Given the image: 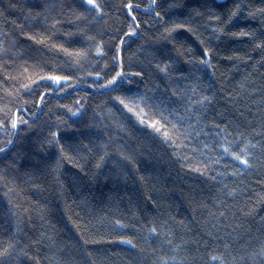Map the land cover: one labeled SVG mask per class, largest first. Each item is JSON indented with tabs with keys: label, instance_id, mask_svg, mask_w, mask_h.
<instances>
[{
	"label": "trees",
	"instance_id": "1",
	"mask_svg": "<svg viewBox=\"0 0 264 264\" xmlns=\"http://www.w3.org/2000/svg\"><path fill=\"white\" fill-rule=\"evenodd\" d=\"M128 2L129 0H98V3L106 5L104 19L78 24L76 17L83 12V9L79 7L80 0H0V11L4 12V15L0 16V30L3 33L0 34V41L3 42V47L8 49L7 55L0 52V73L6 76L8 73L4 71L2 65L11 63L12 67L8 71L15 75L18 81L27 82V76H32L34 79L37 73L43 74L51 69L58 75L74 72V80L79 78L81 83L80 88L68 89L67 95L60 93L59 99L55 96L46 97L48 106L44 112L32 108V112H36L39 116V119L35 121L31 118L32 113L25 109L21 115L31 126L21 127L11 151L7 155L0 154V172L5 170L11 160L15 161L18 169L8 168V179L17 189L11 197L4 195L7 189L3 186V182H0V238H3V235L10 230L11 223L13 227L15 226L13 214L22 212L19 205L28 208L29 212L21 216L22 231L18 239L22 245L30 246L29 255L37 256L40 264H161V258L167 264H174L171 259L173 256L175 264H180L184 257L191 260V251L186 250L184 245L173 251L165 243L166 237L146 240L148 222L155 219L159 224L160 221L166 220L173 231V237L167 238H172L174 244L181 243V237L185 240L201 238V252L204 251V239H207L203 233L211 229L212 224L215 223L207 218V211L197 207L193 201L202 200L211 206L218 185L212 186V182L199 173H192L187 168L181 169L179 164H172L154 146L149 145L143 133L132 130L127 118H122L119 112L115 113L116 118L126 125L127 131L122 133L119 129L112 128L106 132L105 139L110 138L114 142L113 155L116 154L117 147L127 146L137 151L135 170L131 166L125 168L122 164L118 165L115 156L107 161L102 171L96 170L92 164H89L84 171H80L69 160L61 164L58 173H51L50 168L46 167L51 157L46 156L45 151L54 150L50 149L46 142L41 145L40 140L48 135L47 125L55 120L56 115L61 114L55 111L58 104L72 106L75 100L80 99L88 106L89 111L86 114L89 118L88 123L94 124L91 120L93 110L97 105L108 100L107 96L94 95V90L90 91L87 87L92 82L91 78L84 79V77L92 70L111 69L112 52L109 49L113 48V37L116 34L123 36L128 31V24L133 23L127 16V10L121 7ZM159 2L166 7L170 0H159ZM243 2L247 10V4L259 6L262 0H243ZM10 3L16 4L17 7H9ZM131 3L134 6L139 5V8L134 7L133 14L137 17L136 23H140V35L125 37L126 43L122 46L125 71L128 73L138 71L140 65L147 64L145 57L154 53L158 55L157 50L164 47L165 43L158 40L164 29L152 19L155 13L146 14L149 0H131ZM212 3L223 6L225 0H189V5L199 4L201 10L205 11V15H207V6ZM160 10L156 9V11ZM181 15L189 17L193 24L200 26L208 46L216 50L215 58L212 60L214 68L205 69L200 66L197 69L191 65L184 67L185 75L189 70L193 75L192 81H184V83L200 84L203 89L212 88L217 92H220L222 88L233 92L234 88L239 91L238 82L247 77V90L240 96H236L238 103L235 107L244 111L245 116L242 122L250 125L246 128V134L255 129L253 134L258 136L262 130L259 126L260 122L264 120V65L257 64L253 70L252 64L256 63L261 55L259 50L253 48V43L257 39L264 38V23L257 18H248L247 11L242 12L240 17L229 26L228 31L243 28L254 32V35L252 37L222 36L217 40L211 35L210 29L206 31L203 28V16H193L188 6L181 11ZM164 18L169 19V16L165 15ZM171 19H177L175 13L172 14ZM180 19L182 20L183 17ZM13 21H15L14 24ZM54 25L55 31H53ZM121 29L123 31H120ZM178 31L181 32L180 39L187 37L191 46L202 50V46L198 45L194 37L183 29ZM29 37H35V39H29ZM87 37H94V39L88 40ZM115 42L119 43V41ZM96 44H100L102 48L99 55L95 50ZM61 45L72 53L82 49L89 50L87 59L82 61V66L72 64L73 57L68 56ZM168 47L170 48L171 45ZM233 53L244 59L235 62L225 59ZM13 54L22 56V59L9 61L8 56ZM248 57L252 58L250 62ZM186 59L188 58L182 57L181 64ZM24 66L29 67L27 73L22 72ZM213 71H215L214 76L211 74ZM101 75H104L103 71ZM146 83L145 78L138 85L139 90L152 96V86L146 87ZM157 83H160L159 80L153 81V84ZM16 86L4 85L0 79V116L3 115L5 107L12 108L14 103L20 102L16 100L15 95L9 97L3 90L8 88L12 91ZM133 87L137 85L134 83ZM161 90H163L162 84ZM233 95L235 96V92ZM32 99L31 96L22 95V100L29 101L28 107H31ZM175 107L181 113L183 112V108L179 105ZM228 107L233 109V104L229 102ZM223 108L224 101L216 104L215 111L209 110L208 119H215L217 123L222 122V118H216L215 113L222 111ZM49 111H53L54 115H47ZM232 114L237 115L235 110ZM107 123L109 122L105 121V124ZM71 130L66 125H61V131H64L65 135H68ZM93 131L96 129L93 128ZM9 138L0 131V146H3V141ZM69 143L73 147L76 145L75 141ZM84 143L87 144L88 141L84 139ZM141 144L144 146L143 151ZM258 159L264 163V157H258ZM224 163L231 164V161L228 159L221 162V164ZM26 172L30 175H26ZM57 176L62 185V191L56 185ZM140 177H144V180L142 181ZM234 179L236 183L243 180L242 186L246 189V195L240 198L241 202H244L247 195H251L254 203L255 194L264 192V171L259 167L247 176ZM226 182L230 183V181ZM33 183L39 186V191L33 187ZM143 196L152 197L158 202L159 207L152 211L154 205L152 200H149L146 210ZM10 199L12 204H9ZM37 204L45 209L44 221H41L39 212L33 210ZM255 208L259 215H264L260 205H255ZM259 215L256 217L257 220ZM118 218L127 225L121 233L114 232L109 223ZM250 219L252 218L249 217L243 221L245 228H250V235L244 236L234 248L239 250V255L244 256L242 264H264V257L256 255L249 258L251 253L259 252L260 245L264 242V235L256 230L255 225L248 224ZM181 221L183 225L179 223ZM224 223L226 222H221V224ZM142 226L145 230H141ZM40 232H46L52 237L51 248L48 241H41L39 245L31 243L39 238ZM85 232L88 235L85 236ZM120 235L131 238L137 245L136 248L132 249L121 243ZM82 236L84 239H81ZM84 240L88 243L85 244ZM246 242L247 247L241 248V245ZM87 253L92 255L88 256ZM233 254L237 253L234 251ZM196 255L199 256L200 253ZM3 264H15V261L5 259Z\"/></svg>",
	"mask_w": 264,
	"mask_h": 264
},
{
	"label": "snow or ice",
	"instance_id": "2",
	"mask_svg": "<svg viewBox=\"0 0 264 264\" xmlns=\"http://www.w3.org/2000/svg\"><path fill=\"white\" fill-rule=\"evenodd\" d=\"M245 5L243 0H231L230 3L229 0H225L223 6L212 3L207 6V15H205V11L201 10L199 4L189 5V0H170L166 7L159 0H149L146 14L154 12L155 15L152 19L163 27L164 31L159 35L158 40L165 42L164 47L157 50L158 55L154 53L146 56L147 64L140 65L138 71L128 73L125 71L122 46L126 43L125 37L131 38L134 35H140V23H136L137 17L133 14L134 7L139 8V5L134 6L129 0L121 7L127 10V16L133 23L128 24V31L123 36L116 34L113 37V48L109 49L112 52L111 69H102L103 76L101 71L92 70L87 72L84 77V79L91 78L92 82L87 87L90 91L94 90V95L108 97L106 102L97 105L93 110L91 120L94 121V124L88 123L89 118L86 114L89 109L87 104L82 103L80 99L75 100L72 106L58 104L55 111L61 114L56 115L55 120L47 125L48 135L43 136L40 140L41 145L46 142L49 148L54 150L45 151V155L51 157L46 164L51 173H58L65 160L72 161L80 171H84L89 164H92L96 170L102 171L107 161L113 156L116 157L118 165L122 164L125 168L131 166L135 170L137 151L127 146L117 147L116 154L113 155L114 142L110 138L105 139L106 132L112 128L119 129L122 133L127 131L126 125L116 118L115 113L119 112L122 118H127L132 130L143 133L149 141V145L154 146L172 164H179L181 169L187 168L192 173H199L211 181L212 186L218 185L211 206L202 200L193 201L197 207L207 211L209 220L215 222L211 229L203 233V236L207 237L203 242V252H201V238L185 240L181 237V243L178 244H174L172 238H167L173 237V231L166 220L157 224V221L153 219L146 226V240L166 237L165 243L173 251L180 248L181 245L191 251V260L184 257L180 264H201V261L203 264H242L244 256L239 255V250L234 246L244 236L250 235V228H245L243 223L249 217L252 219L248 220V224L255 225L256 230L264 235V215H259L255 208V205H260L264 210V192L255 194L254 203L251 195H247L244 202H241L240 198L246 195V189L242 186L243 180L236 183L234 179L251 174L257 167L264 171V163L258 159V157H264V120L260 122L259 126L262 130L258 136L253 134L255 129L246 134V128L250 125H245L242 122L245 116L244 111L235 107L238 103L236 96H240L243 91L247 90V77L238 82L239 91L233 89L234 96L233 92H228L223 88L217 92L212 88L203 89L200 84L184 83V81H192L193 75L190 70L187 75L183 71L184 67L189 65L197 69L200 66L205 69L214 68L212 60L215 58L216 50L208 46L201 27L193 24L189 17L182 16L181 11L188 6L193 16H203V28L206 31L210 29L211 35L215 36L217 40L222 36L252 37L254 32L243 28H238L237 31H228L229 26L240 17L242 12L246 11L248 18H257L261 23H264V0L259 6L247 4V10ZM9 7L15 8L17 5L10 3ZM79 7L83 9V12L76 17L78 24L98 22L103 20L106 15L104 12L106 5L98 3V0H80ZM157 8L161 10L156 11ZM173 13L177 16L175 20L171 19ZM3 15L4 12L0 11V16ZM165 15L169 16V19H165ZM181 17H183L182 20ZM12 23L14 24L15 21ZM180 29L194 37L198 41V45L202 46V50L199 47L191 46L187 37L180 39L181 32L178 31ZM55 30L54 25L53 31ZM0 34H3L2 30H0ZM29 39H35V37H29ZM87 39L93 40L94 37H87ZM115 41H119V43ZM37 43H41V41H37ZM177 44H179V48H177ZM169 45H171L170 48ZM61 48L68 56L73 57L71 63L74 65L82 66V61L87 59L89 51L87 49L72 53L62 45ZM253 48L261 53L259 60L252 64V68L255 70L257 64L264 65V38L255 40ZM95 50L99 55L102 52L101 45L96 44ZM0 52L5 55L8 53V49L3 47L2 41H0ZM198 52L199 55H197ZM182 57L188 58L184 60L183 64H181ZM8 59L15 61L22 59V56L13 54L8 56ZM225 59L235 62L243 60L244 57L233 53ZM251 59L248 57L249 62ZM2 67L8 73L6 76L0 73L3 84L17 85L12 91H9L8 88L3 89L5 94L9 97L15 95L16 100L20 101L14 103L12 108L5 107L3 115L0 116V131L10 137L3 141V146H0V154L7 155L16 143L15 138L18 136L19 129L31 126L28 120L21 115L25 109L32 113L31 118L35 121L39 119V116L36 112H32V108L44 112L48 106L46 97L55 96L59 99L60 93L67 95L69 94L68 89L80 88L81 83L79 78L74 80V72L58 75L54 74L51 69L43 74L37 73L34 79L32 76H27V82L18 81L17 77L8 71L12 67L11 63L4 64ZM28 71L29 67L22 68V72L27 73ZM174 73L179 75L174 76ZM211 74L214 76L215 71ZM145 78L147 79L145 86H152V96L139 90L138 85ZM154 80H159L160 83L153 84ZM134 83L137 87H133ZM161 84L163 90H161ZM41 89L43 90L41 91ZM22 95L33 97L31 107H28L29 101L22 100ZM221 101H224V108L222 111H216L215 115L216 118H222V122L217 123L215 119H208V112L209 110L215 111V105ZM229 102L233 104V109L228 107ZM176 105L183 108L182 113L178 111ZM233 110L236 111V116H233ZM47 115L52 116L54 112L49 111ZM105 121L109 123L105 124ZM61 125L71 128V132L65 135V132L61 131ZM93 128L96 131H93ZM80 137L86 139L88 143L85 144L84 139H79ZM70 141L76 142L75 147L69 143ZM141 150H144L143 144H141ZM228 159L231 164H221L222 161ZM8 168L18 170L14 160H11L5 170L0 172V182H3V186L7 189L4 195L11 197L17 189L15 185H11V181L8 179ZM210 172L215 174L210 175ZM25 174L30 175L28 172ZM55 179L57 187L62 191L59 177L57 176ZM140 179L143 181L144 177H140ZM226 181H230V183ZM33 187L39 191L37 184L33 183ZM143 200L146 210L149 200H152L154 205L152 211L159 207L158 202L150 196H143ZM9 204H12L11 199ZM19 207L22 208V212L13 214L15 226L13 227L11 223L10 230L6 235H3V238H0V264H3L5 259L15 261V264H40L37 256L29 255L30 246L22 245L18 239L22 231L21 216L29 212L28 208H23L22 205ZM33 210L39 212L41 221H44L45 209L37 204ZM258 215L259 219L257 220ZM222 221L226 223L221 224ZM109 223L116 233H121L127 228V225L119 218L109 221ZM179 223L183 225L182 221ZM141 230H145V227L142 226ZM86 235H88L87 232H85ZM81 239L84 237L82 236ZM119 239L121 243L132 249L137 246L131 238L120 235ZM41 241H48L49 247H52V237L48 236L46 232H40L39 238L31 243L39 245ZM84 243L87 244L88 241L84 240ZM245 247H247V242L241 245V248ZM234 251L237 254L234 255ZM196 253H200V255L197 256ZM87 255L91 256L92 253H87ZM256 255L264 257V242L261 243L259 252L251 253L249 258ZM171 259L175 264V257L173 256ZM161 264H167V262L161 258Z\"/></svg>",
	"mask_w": 264,
	"mask_h": 264
}]
</instances>
